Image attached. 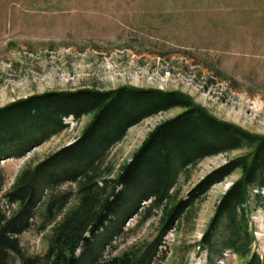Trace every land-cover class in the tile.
Wrapping results in <instances>:
<instances>
[{
    "label": "trees",
    "instance_id": "1",
    "mask_svg": "<svg viewBox=\"0 0 264 264\" xmlns=\"http://www.w3.org/2000/svg\"><path fill=\"white\" fill-rule=\"evenodd\" d=\"M207 67L212 83L236 84ZM174 108L179 114L148 132L129 161L110 158L129 128ZM87 115L72 142L25 165L6 190L0 168V264H154L164 255L166 234L192 220L211 186L236 170L239 178L216 203L196 247L207 264H218L226 251L243 264H264L252 247L250 220L251 200L264 209V136L217 118L181 91L124 85L29 94L0 107V163L65 130L66 118ZM237 150L244 151L180 196V179L201 160ZM135 216L140 224L157 217V234L120 250ZM36 224L49 229L40 255L25 252L19 240Z\"/></svg>",
    "mask_w": 264,
    "mask_h": 264
},
{
    "label": "rangeland",
    "instance_id": "2",
    "mask_svg": "<svg viewBox=\"0 0 264 264\" xmlns=\"http://www.w3.org/2000/svg\"><path fill=\"white\" fill-rule=\"evenodd\" d=\"M216 66L236 84L211 80ZM178 90L219 119L264 136V0H0V107L34 93L119 86ZM174 108L143 119L112 147L118 165L130 160L157 124L179 114ZM89 115L20 158L0 163L8 189L25 165L34 164L76 138ZM244 150L206 157L180 179V196L197 181ZM236 170L211 186L194 218L164 237V255L154 264H207L196 247ZM257 190H254V193ZM253 250L264 259V209L250 202ZM157 217L129 219L122 250L149 241ZM49 229L34 226L19 236L28 254L40 255ZM218 264H243L224 252Z\"/></svg>",
    "mask_w": 264,
    "mask_h": 264
}]
</instances>
